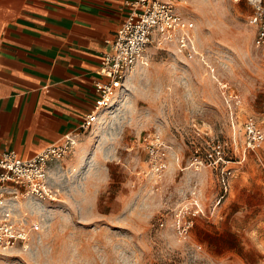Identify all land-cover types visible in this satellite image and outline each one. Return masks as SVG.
<instances>
[{"label":"rangeland","instance_id":"1","mask_svg":"<svg viewBox=\"0 0 264 264\" xmlns=\"http://www.w3.org/2000/svg\"><path fill=\"white\" fill-rule=\"evenodd\" d=\"M168 1L192 48L149 50L86 141L50 168L55 199L16 201L26 238L0 264H264V145L245 151L243 133L248 117L264 129L253 1ZM155 135L158 167L144 143Z\"/></svg>","mask_w":264,"mask_h":264},{"label":"crops","instance_id":"2","mask_svg":"<svg viewBox=\"0 0 264 264\" xmlns=\"http://www.w3.org/2000/svg\"><path fill=\"white\" fill-rule=\"evenodd\" d=\"M132 1L0 0V154L30 158L69 133L86 141L107 41Z\"/></svg>","mask_w":264,"mask_h":264},{"label":"built area","instance_id":"3","mask_svg":"<svg viewBox=\"0 0 264 264\" xmlns=\"http://www.w3.org/2000/svg\"><path fill=\"white\" fill-rule=\"evenodd\" d=\"M253 13L249 23L256 29L254 45L264 47V0H252ZM128 5V14L117 29L113 39L107 41L109 52L102 58L99 76L95 83L98 99L94 111L85 115L82 130H88L98 120L102 111L109 109L122 90L126 74L137 66H147L151 48L176 46L179 51L192 48L190 24L176 6L168 0H134ZM245 151H256L264 145V129L253 117L243 124ZM78 139L76 134L63 136L40 153L30 158L20 157L14 150L0 154V251L9 249L17 241L25 240V223L15 218L16 201L29 198L31 201L53 200L54 194L48 186L50 168L70 154ZM149 158L158 167L161 153V137L144 139ZM164 155V154H162ZM230 172L220 173L226 187ZM192 222L184 221L179 229L188 232Z\"/></svg>","mask_w":264,"mask_h":264},{"label":"bare ground","instance_id":"4","mask_svg":"<svg viewBox=\"0 0 264 264\" xmlns=\"http://www.w3.org/2000/svg\"><path fill=\"white\" fill-rule=\"evenodd\" d=\"M139 66H137V67H135L134 69H132L131 71H129L127 74H126V78H125V81H126V84L127 83H129V81H130V78H131V76L135 73V71L137 70V68H138ZM124 85H125V82H124ZM123 85V86H124ZM124 98L125 97H123L121 100H120V103H119V108L121 109L123 106H124ZM119 109V110H120ZM107 110V109H106ZM105 110V111H106ZM107 113V112H106ZM112 113L113 112H108V115H112ZM100 125H101V123H100ZM21 199V198H20ZM27 199H29V198H22L21 200H23V201H25V200H27Z\"/></svg>","mask_w":264,"mask_h":264}]
</instances>
